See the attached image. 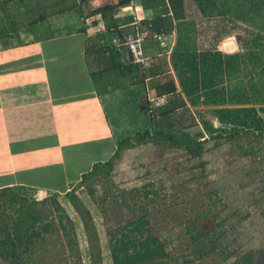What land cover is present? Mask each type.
<instances>
[{
	"label": "rangeland",
	"instance_id": "obj_1",
	"mask_svg": "<svg viewBox=\"0 0 264 264\" xmlns=\"http://www.w3.org/2000/svg\"><path fill=\"white\" fill-rule=\"evenodd\" d=\"M79 1L57 0L58 3L48 5L47 13L52 15L58 9L60 14L75 17L69 29H73L75 24L84 26L88 17L83 15L86 13L84 8H78ZM115 1L98 0L90 6L88 13L98 17L99 14L95 13L97 9L118 4L119 0ZM216 1L218 6L224 7L226 14L177 21L174 32L159 40L161 48L155 42L158 41L156 38L152 40L153 44H149L154 45L155 52H163L162 49L163 53L169 51L167 61L179 85L172 57L180 45L185 48L187 45L195 46L197 51H203L209 49L214 37L227 30L217 50L223 54L244 53L247 52L244 47L246 42L264 35V0ZM137 2L130 0L122 3L116 15L121 14L123 18L133 16ZM141 2L153 6L154 12L158 9L156 6L162 5L163 8L169 5V0ZM234 24L240 28L235 26L236 30L232 31L230 29ZM253 29L255 34L251 35ZM259 40L264 43V38ZM146 47L148 50L149 46ZM123 49L128 55V47L125 45ZM250 52L251 60L247 67L242 64L240 73L236 72L235 76L233 73L231 77L230 74L225 75L223 82L218 79L215 88L208 89L212 98H224L225 102L207 104L203 95L206 90L200 92L198 104L188 101L189 110H184L186 124L192 121L191 117H195L197 122L195 126L185 128L188 133L193 135L204 130L202 124H198L201 119L208 118L219 125L218 119L209 113L210 109L252 106L250 100L245 103L244 99H252L256 89L264 93V46L258 45ZM107 76L101 82L103 85H107L109 80V84L117 89L127 84L117 73L109 72ZM261 83L262 87H252ZM130 89L123 87L116 106L113 97L107 109L113 126L122 127L120 137L129 132L131 134L132 126L144 119L142 112L133 104ZM149 89V101L154 106L166 102L165 98L155 97L156 90ZM237 99L242 101L237 102ZM146 121L152 129H163L167 133L176 132L179 126H183L161 116L152 118L151 114H147ZM202 140L205 147L203 155L193 157L186 149L173 147L165 140L134 139L115 159L110 178H95L90 184L82 186H76L78 180H75L57 187L66 193L76 186L75 194L81 197L83 205L77 208L70 200L60 198L74 225L68 230L60 223L61 213L54 205L42 207L43 213L50 215L54 226L53 231L38 242L33 255L35 264H113L109 244L111 231L144 215L150 221L147 227L170 253L166 260L172 264H233L242 261L248 253L255 257L256 263V259L264 254V148L262 152L258 150V154L251 152L260 148L252 133L241 132V138L229 141L226 138L210 139L207 132ZM83 160L88 161V158ZM54 187L51 188L55 190ZM71 222L64 218L68 227ZM193 223H196L198 232L206 235V242L215 244L214 251L198 255L197 242L191 232ZM0 264L9 263L0 259Z\"/></svg>",
	"mask_w": 264,
	"mask_h": 264
},
{
	"label": "crops",
	"instance_id": "obj_2",
	"mask_svg": "<svg viewBox=\"0 0 264 264\" xmlns=\"http://www.w3.org/2000/svg\"><path fill=\"white\" fill-rule=\"evenodd\" d=\"M97 1L80 0L77 7L84 8L87 24L69 29L75 17L58 9L47 13L48 5L57 0H0V189L24 185L64 194L57 187L75 180L77 185L95 163L115 153L122 127L113 126L107 109L130 82L119 69L101 70L111 58L126 63L131 53L128 49L126 55L125 45L113 43L119 34L101 39L102 43L111 40L119 56L87 50L90 36L106 28L100 15L88 13ZM137 1L131 25L124 24L121 14L115 15L125 32H140L141 21L155 15ZM154 38L162 46V38L149 33L142 45L146 63L160 53L149 45ZM109 72L119 74L127 84L117 89L108 79L103 85ZM130 87L138 89L139 84Z\"/></svg>",
	"mask_w": 264,
	"mask_h": 264
},
{
	"label": "trees",
	"instance_id": "obj_3",
	"mask_svg": "<svg viewBox=\"0 0 264 264\" xmlns=\"http://www.w3.org/2000/svg\"><path fill=\"white\" fill-rule=\"evenodd\" d=\"M217 4L216 0H169V5H164L163 8L162 5L155 7L158 9L152 18L141 21L139 31L149 30L153 37H167L174 32L177 21L194 19L195 17L210 18L226 14L224 7ZM121 6L118 4L107 5L95 11L105 22L106 28L103 32H97L90 36L87 46L89 52L106 53L110 51L112 56L120 55L118 49H113L111 40L110 43L109 41L102 43L101 39L107 35L119 34L118 36H120L125 32L115 17ZM144 6L145 8H154L147 4ZM124 20L127 23H132L135 19L134 16H130L125 17ZM235 21L238 22L237 19ZM235 26L240 28L239 25L234 24L230 30L235 31ZM248 29L250 28L248 27ZM254 29L256 30V28ZM254 29L250 31L251 35L255 34ZM226 33H228L227 30L221 31L218 36L211 40L209 49L203 51H197L195 46L190 47L189 45L186 48L180 45L175 49L172 57L174 63L172 62V64L175 65L178 72L180 85L170 70L166 53L160 52L155 56L151 55L148 59L149 63H146L145 59L143 61L127 59L126 63L123 61L113 62L112 58L111 61H107L108 65L101 72L119 69L123 77L128 79V83L130 82L127 87H124L128 88L131 85L139 84L140 88L130 89V92L134 97L133 104L142 112L144 119L132 126L131 134L129 132L117 138V149L112 157L95 163L90 171L83 174L81 181L76 186L90 184L99 177L110 178L115 166V159L134 139L165 140L173 147L186 149L193 157H200L205 150L202 139L205 138L207 132L210 134V139L226 138L229 141L241 138V132H243L245 134L252 133L260 144L259 149H252L251 152L257 154L262 152L264 148V93H261L260 89L253 91L254 97L252 99L246 100L245 96H242L245 98L243 102L247 103L250 100L253 103L252 106L210 109L209 113H212L219 121L218 126L208 118L198 121L196 117L198 124H202L204 130L197 131L193 135L185 130V128L197 124L195 117H191L192 121L187 124L186 119H184V110H189L188 101L195 105L198 104L200 92L206 90L203 95L207 104L225 102L226 99L224 98H220L221 100L216 99L215 96L212 98L209 90H213L217 82H223L227 75L230 74L231 77L233 73L234 76L236 72L240 73L242 64L245 67L249 65L252 53L250 51L258 45L264 46L262 40H259L264 38V35H258L255 37L256 39L253 38L244 44L247 52L223 54L217 50V45L221 41L222 35ZM148 81L150 82L149 87ZM262 86L263 83L252 85L253 88ZM149 88L157 91L155 97L165 98L166 102L154 106L149 101ZM143 94L146 98L144 103L142 102ZM235 97L238 96L235 95ZM230 101L233 102L234 100ZM238 101H242V99H237ZM147 114H151L152 118L155 119L161 116L171 121L174 120L175 123H181L183 126H179L173 133H167L163 129H152L147 124ZM76 186L64 194L24 185L1 188L0 259L9 264H35L33 261L35 248L38 242L45 238V234L53 231L54 226L50 215L43 213L42 207L44 206L54 205L55 209L61 213L60 223L63 228L65 230L72 229L74 225L60 198L70 200L77 208L83 205L81 197L75 194ZM63 217L69 219L70 227L64 223ZM149 222V219L144 215L133 218L126 225L111 231L112 237L109 244L113 264H172L166 260L170 253L167 252L165 245L147 227ZM191 232L197 242L196 252L199 256H204L215 250V244L206 242V235L197 231L196 223L192 224ZM233 264H255V257L248 253L244 255L242 261Z\"/></svg>",
	"mask_w": 264,
	"mask_h": 264
},
{
	"label": "built area",
	"instance_id": "obj_4",
	"mask_svg": "<svg viewBox=\"0 0 264 264\" xmlns=\"http://www.w3.org/2000/svg\"><path fill=\"white\" fill-rule=\"evenodd\" d=\"M149 36L148 32H124L114 39L113 43L116 45H126L136 61H143L142 48L143 41Z\"/></svg>",
	"mask_w": 264,
	"mask_h": 264
},
{
	"label": "water",
	"instance_id": "obj_5",
	"mask_svg": "<svg viewBox=\"0 0 264 264\" xmlns=\"http://www.w3.org/2000/svg\"><path fill=\"white\" fill-rule=\"evenodd\" d=\"M127 1H129V0H121L120 3H124V2H127ZM229 42H230V41H229ZM227 44H228V43H227ZM129 52H130V51H129ZM131 60H133L132 55H131ZM255 264H264V254H262V255L259 256V258H258V260L256 261Z\"/></svg>",
	"mask_w": 264,
	"mask_h": 264
},
{
	"label": "flooded vegetation",
	"instance_id": "obj_6",
	"mask_svg": "<svg viewBox=\"0 0 264 264\" xmlns=\"http://www.w3.org/2000/svg\"><path fill=\"white\" fill-rule=\"evenodd\" d=\"M259 258V257H258ZM258 258L256 259V261L258 260Z\"/></svg>",
	"mask_w": 264,
	"mask_h": 264
}]
</instances>
